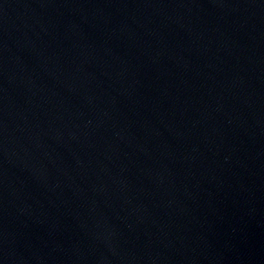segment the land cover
<instances>
[{"label":"water","instance_id":"95a60500","mask_svg":"<svg viewBox=\"0 0 264 264\" xmlns=\"http://www.w3.org/2000/svg\"><path fill=\"white\" fill-rule=\"evenodd\" d=\"M0 264H264V0H0Z\"/></svg>","mask_w":264,"mask_h":264}]
</instances>
